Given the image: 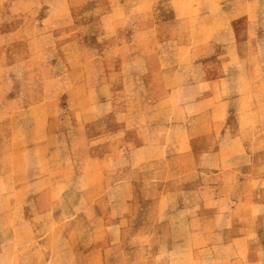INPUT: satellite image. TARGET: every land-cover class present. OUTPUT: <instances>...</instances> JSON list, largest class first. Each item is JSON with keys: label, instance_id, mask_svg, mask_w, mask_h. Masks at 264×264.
<instances>
[{"label": "rangeland", "instance_id": "rangeland-1", "mask_svg": "<svg viewBox=\"0 0 264 264\" xmlns=\"http://www.w3.org/2000/svg\"><path fill=\"white\" fill-rule=\"evenodd\" d=\"M0 264H264V0H0Z\"/></svg>", "mask_w": 264, "mask_h": 264}]
</instances>
